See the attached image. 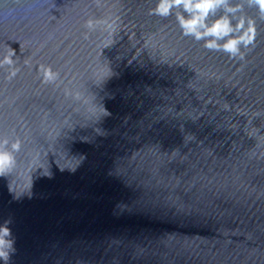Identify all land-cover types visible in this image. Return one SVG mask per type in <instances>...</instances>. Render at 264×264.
Listing matches in <instances>:
<instances>
[{
  "label": "water",
  "instance_id": "water-1",
  "mask_svg": "<svg viewBox=\"0 0 264 264\" xmlns=\"http://www.w3.org/2000/svg\"><path fill=\"white\" fill-rule=\"evenodd\" d=\"M155 4L0 0V58L20 55L0 69V141L22 142L0 178L12 264H264V26L231 59Z\"/></svg>",
  "mask_w": 264,
  "mask_h": 264
},
{
  "label": "clouds",
  "instance_id": "clouds-1",
  "mask_svg": "<svg viewBox=\"0 0 264 264\" xmlns=\"http://www.w3.org/2000/svg\"><path fill=\"white\" fill-rule=\"evenodd\" d=\"M148 14L162 20L174 16L183 37L200 44L208 51L223 52L231 59L243 60L246 52L257 42L258 28L264 26V0H156ZM85 28L94 30L95 22L86 21ZM5 47L7 51L0 58V69L5 70L7 79H12L19 71L16 65L20 55L10 45ZM27 62L25 60L26 64ZM38 75L44 83H53L59 73L54 72L51 66L40 64ZM102 109V116L97 122L110 115L103 107ZM21 148L22 142L18 138L15 141L7 138L0 141V178H8L14 170L17 163L14 153L20 152ZM43 175L52 178L50 169ZM9 191L15 200H20L14 195L10 183ZM12 223L10 218L0 223L2 264H12V257L17 253V240L12 231Z\"/></svg>",
  "mask_w": 264,
  "mask_h": 264
}]
</instances>
